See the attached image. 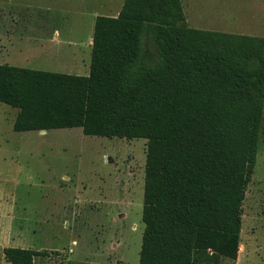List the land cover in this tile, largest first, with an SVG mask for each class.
<instances>
[{
	"label": "trees",
	"instance_id": "trees-1",
	"mask_svg": "<svg viewBox=\"0 0 264 264\" xmlns=\"http://www.w3.org/2000/svg\"><path fill=\"white\" fill-rule=\"evenodd\" d=\"M0 104L18 110L14 132L147 141L138 264L236 261L264 120L263 37L191 28L182 0H124L94 20L87 75L0 64Z\"/></svg>",
	"mask_w": 264,
	"mask_h": 264
},
{
	"label": "rangeland",
	"instance_id": "rangeland-1",
	"mask_svg": "<svg viewBox=\"0 0 264 264\" xmlns=\"http://www.w3.org/2000/svg\"><path fill=\"white\" fill-rule=\"evenodd\" d=\"M123 1L0 0V5L5 14L11 4L13 12L29 17V29L56 31L59 42H71L60 46L68 55L78 54L80 66L58 60L62 69L43 71L85 76L95 18L117 16ZM232 2L182 0L186 22L196 29L241 32L234 27ZM144 51L153 57L151 43ZM17 112L0 104V264H10L3 256L6 247L46 251L34 264H138L147 141L90 137L80 128L14 132ZM221 264H264V120L242 206L238 256Z\"/></svg>",
	"mask_w": 264,
	"mask_h": 264
},
{
	"label": "crops",
	"instance_id": "crops-1",
	"mask_svg": "<svg viewBox=\"0 0 264 264\" xmlns=\"http://www.w3.org/2000/svg\"><path fill=\"white\" fill-rule=\"evenodd\" d=\"M1 6L0 64L32 70H51L56 67L62 69L63 64H58V60H71L80 66L79 62L77 63L78 54L68 55V51L60 46L70 45L71 42H59L56 31L47 34L40 28L29 29L26 25L29 17L13 12L11 4L5 6L9 11L5 14ZM230 9L233 12L235 29L242 30L232 34L264 38V0H233ZM246 22H250V25H245ZM89 46H92V38L88 42ZM83 67L85 68L84 65Z\"/></svg>",
	"mask_w": 264,
	"mask_h": 264
},
{
	"label": "bare ground",
	"instance_id": "bare-ground-1",
	"mask_svg": "<svg viewBox=\"0 0 264 264\" xmlns=\"http://www.w3.org/2000/svg\"><path fill=\"white\" fill-rule=\"evenodd\" d=\"M39 133L43 134L44 132H39Z\"/></svg>",
	"mask_w": 264,
	"mask_h": 264
}]
</instances>
